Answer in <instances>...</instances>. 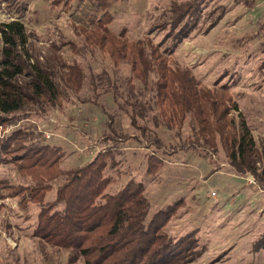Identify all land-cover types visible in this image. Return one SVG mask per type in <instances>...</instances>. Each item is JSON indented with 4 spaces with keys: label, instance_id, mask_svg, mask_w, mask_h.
Instances as JSON below:
<instances>
[{
    "label": "rangeland",
    "instance_id": "1",
    "mask_svg": "<svg viewBox=\"0 0 264 264\" xmlns=\"http://www.w3.org/2000/svg\"><path fill=\"white\" fill-rule=\"evenodd\" d=\"M193 1L199 10L186 13L172 33L176 7ZM106 11L112 32L125 30L131 42L149 36L162 52H170L173 68L190 69L201 87H225L239 107L234 114L246 120L258 147L264 144V0H112ZM102 14L89 0H0V24H25L34 60L56 54L67 66H78L80 74L78 87H72L66 79L70 70L57 67L64 92L60 102H28L21 112L1 117L0 149L17 131L33 130L38 141L60 149L59 168L67 171L114 146L106 192L116 193L134 179L144 183L152 214L173 208L164 231L176 239L196 231L199 239L200 254L187 264H264V199L249 183L253 175L230 165L220 141L210 148L190 114L181 128L161 119L154 74L143 83L132 77L128 63L116 66L86 43L83 30ZM148 154L164 161L156 173L147 172ZM3 155L0 264H73L69 250L34 235L39 206L22 205L25 193L14 195L32 181ZM62 180L52 182L46 201L53 200ZM74 264L85 263L80 258Z\"/></svg>",
    "mask_w": 264,
    "mask_h": 264
},
{
    "label": "trees",
    "instance_id": "2",
    "mask_svg": "<svg viewBox=\"0 0 264 264\" xmlns=\"http://www.w3.org/2000/svg\"><path fill=\"white\" fill-rule=\"evenodd\" d=\"M89 1L103 14L93 21L92 28L83 30L86 43L97 47L116 66L128 63L132 77L143 83L154 74L161 119L170 127L181 128L190 114L198 135L210 148L216 149L220 141L230 165L239 173L252 174L264 186V144L258 147L246 120L240 112L234 114L239 107L228 90L201 87L190 69L173 68L170 52H162L149 36L131 42L125 30L112 32L109 24L113 18L106 11L112 0ZM194 4L176 7L179 14L172 19V33L186 13L199 10L193 8ZM0 34V120L21 112L28 102L37 106L60 102L64 92L57 82V67L70 70L66 79L72 87H78V66H67L56 54L45 62L34 60L23 22L0 24ZM30 131H17L12 141L2 143L0 152L9 162L17 163L22 178L32 181L29 186H20L14 195L25 193L22 205L39 206L34 235L53 247L69 250L70 263L83 258L85 264H187L200 254L196 231L178 239L164 231L173 208L152 214L144 183L131 179L116 193L106 192L111 180L105 172L116 162L114 146L86 164L62 171L60 149L38 141ZM164 165L156 154H148L149 174ZM60 177L63 180L53 200L46 201L54 189L52 182Z\"/></svg>",
    "mask_w": 264,
    "mask_h": 264
},
{
    "label": "built area",
    "instance_id": "3",
    "mask_svg": "<svg viewBox=\"0 0 264 264\" xmlns=\"http://www.w3.org/2000/svg\"><path fill=\"white\" fill-rule=\"evenodd\" d=\"M248 178V177H247ZM249 183L250 184H255L256 188H257V192L261 194V196L264 199V186L257 184V182L255 181V178L253 176L250 175V177L248 178ZM212 195H215V193L213 192Z\"/></svg>",
    "mask_w": 264,
    "mask_h": 264
}]
</instances>
